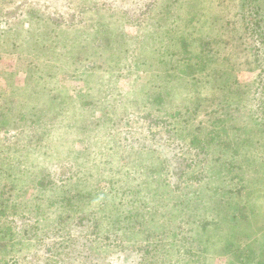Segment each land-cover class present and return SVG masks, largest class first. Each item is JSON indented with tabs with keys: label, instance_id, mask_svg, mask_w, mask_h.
Instances as JSON below:
<instances>
[{
	"label": "rangeland",
	"instance_id": "1",
	"mask_svg": "<svg viewBox=\"0 0 264 264\" xmlns=\"http://www.w3.org/2000/svg\"><path fill=\"white\" fill-rule=\"evenodd\" d=\"M243 1L0 0V264H264Z\"/></svg>",
	"mask_w": 264,
	"mask_h": 264
},
{
	"label": "trees",
	"instance_id": "2",
	"mask_svg": "<svg viewBox=\"0 0 264 264\" xmlns=\"http://www.w3.org/2000/svg\"><path fill=\"white\" fill-rule=\"evenodd\" d=\"M129 1H130L129 2V7H132V8L133 7L134 8L138 7L137 11H140V12L142 11L141 7L144 4H146V2H147V0H145V2H142L143 4H140L142 0H139V2L138 1H134V0H129ZM242 12L245 13V15L249 17L248 19H249L250 23L253 24V28L250 29V33L252 35H254V36H258L259 35L262 38V41L264 42V0H244L243 1V11ZM147 18L148 17L146 16V19ZM156 32L157 31L155 30V33ZM205 38H206L205 36L199 37L198 39H196L193 42V46L195 45V43L197 41H198L199 44L205 42ZM142 45L145 46V49H149V51H151L150 54H148L149 52H147L145 50L147 52V54L149 56H151V58H150L151 59V61H150L151 67L153 69H154V67H155V69H158L160 67L159 58H158V55H159L158 50H159V48H158V46L157 47L155 46V43L153 42V40H152L150 35H148V34L144 35V38L142 40ZM82 49L83 48H79L78 47V48L72 49L71 52H72V54H76L78 52L85 51V50H82ZM202 50L203 49H201L199 52H196L194 50V48H193V52L191 51V54L197 55L199 53H202ZM262 65L264 67V63ZM260 82H261V84H264V77L261 78ZM256 93H257V91H256ZM172 95L173 94H171V96ZM171 98L173 99L174 103L177 102L176 94H174ZM184 98L187 99L186 96H184ZM184 98L183 97H178V101L181 100V99L183 100ZM18 101L21 104V100L19 99ZM19 107H20V105H19ZM32 109H35V107L32 108ZM3 197H4L3 194L0 193V213L4 212L3 211L4 208H1V206H2L1 202L4 199ZM20 214H22V212H20ZM1 217L2 216H0V218ZM6 221H9V220L6 219ZM1 228L2 229H0V233L9 234V235H12V236H14L16 234L15 232L18 231V227H16L14 230H12L11 228H9V226L2 225ZM14 258H16V257H14ZM12 261L14 263H11V261L7 260L5 262H2L1 264H18V259L17 260H12Z\"/></svg>",
	"mask_w": 264,
	"mask_h": 264
}]
</instances>
